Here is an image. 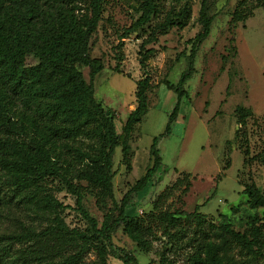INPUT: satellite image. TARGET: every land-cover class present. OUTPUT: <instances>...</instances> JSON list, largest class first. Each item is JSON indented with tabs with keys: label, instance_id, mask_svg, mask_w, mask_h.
Wrapping results in <instances>:
<instances>
[{
	"label": "trees",
	"instance_id": "16d2710c",
	"mask_svg": "<svg viewBox=\"0 0 264 264\" xmlns=\"http://www.w3.org/2000/svg\"><path fill=\"white\" fill-rule=\"evenodd\" d=\"M166 1L141 0L136 8L139 19L125 35L147 26L151 34L146 43H155L158 32L186 28L192 17V0H174L179 7H171L160 24L152 25L165 12ZM209 1H201L202 30L191 41L188 69L178 84L164 82L178 96L164 135L171 133L182 102L188 98L185 84L195 72L197 51L210 35L214 17L209 15ZM106 2L0 0V219L15 207H25L38 218L52 217L44 231L32 228L24 234L1 235L0 264H86L92 250L98 252L101 264H106L110 249L115 248L113 235L120 229L145 253L152 252L154 242L160 241L158 264H176L173 253L186 249L187 264H251L263 259L264 218L259 216L251 218L244 231H238L224 215L219 224L207 225L198 206L193 213L162 217L159 236L144 220L127 214L131 195L143 191L161 167V136L153 140L150 149L152 167L125 195L117 218L107 214L100 227L85 208L75 181L86 182L114 200L116 150L121 147L125 161H129L130 139L150 108L152 83L148 75L136 82V108L122 134L117 132L113 115H107L95 101L94 78L104 70V64L91 58V39L102 21ZM84 9L86 13L81 14ZM153 53L141 52L143 68ZM29 57L35 59L34 65H28ZM81 67L90 68V81ZM239 111L241 123L245 122L244 113H252L243 108ZM50 180H59L76 197L75 210L86 221L85 231L70 229L65 223L64 214L71 206L51 193H41ZM244 193L250 209H264V192L256 184L245 185ZM183 219L195 222L192 230L184 228ZM116 256L123 264H138L134 254L123 249Z\"/></svg>",
	"mask_w": 264,
	"mask_h": 264
},
{
	"label": "rangeland",
	"instance_id": "374dc122",
	"mask_svg": "<svg viewBox=\"0 0 264 264\" xmlns=\"http://www.w3.org/2000/svg\"><path fill=\"white\" fill-rule=\"evenodd\" d=\"M201 1L192 0V17L186 28L158 32L155 43H146L151 34L147 26L125 35L139 19L136 8L141 0H107L104 5L102 21L91 39V58L104 64V70L94 78V98L113 115L119 134L136 108V82L148 75L152 88L149 112L130 139L129 161H125L121 147L116 150L114 200L86 182L75 181L85 208L100 227L107 214L117 218L125 195L152 167L150 149L160 136L161 167L143 191L131 195L130 217L144 220L159 236L162 217L193 213L198 206L207 225L219 224L224 215L238 231L248 228L255 216L264 218V209H250L244 193L245 185L253 183L264 192V0L209 1V15L214 17L210 35L197 51L195 72L185 84L188 98L182 102L171 133L164 135L178 102L177 94L164 82L178 84L189 67L191 41L202 30ZM171 7L179 4L167 0L165 12L152 25L160 24ZM85 13L84 9L81 14ZM146 50L154 53L143 68L141 52ZM27 63L34 65L36 61L29 57ZM81 71L90 81V68L81 67ZM240 108L252 112L244 113V123ZM41 193H51L71 206L64 214L70 229L86 230V221L75 210L76 197L59 180L45 183ZM49 218L15 207L0 219V236L24 234L32 228L44 231L50 226ZM182 225L192 230L195 222L183 219ZM113 243L115 248L110 249L106 264H123L116 256L121 249L133 253L138 264L159 262L160 241L154 242L152 252L145 253L120 229L115 231ZM188 253V249L173 253L176 264H187ZM85 261L101 264L95 250ZM251 264H264V258Z\"/></svg>",
	"mask_w": 264,
	"mask_h": 264
},
{
	"label": "water",
	"instance_id": "95a60500",
	"mask_svg": "<svg viewBox=\"0 0 264 264\" xmlns=\"http://www.w3.org/2000/svg\"><path fill=\"white\" fill-rule=\"evenodd\" d=\"M107 115H109V112H107Z\"/></svg>",
	"mask_w": 264,
	"mask_h": 264
}]
</instances>
